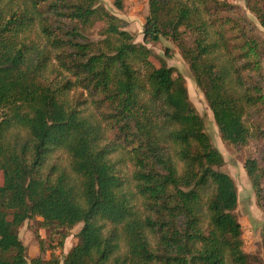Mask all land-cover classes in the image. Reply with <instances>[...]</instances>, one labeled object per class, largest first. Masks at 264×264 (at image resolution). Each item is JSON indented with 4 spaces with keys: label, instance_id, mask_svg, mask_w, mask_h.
Wrapping results in <instances>:
<instances>
[{
    "label": "trees",
    "instance_id": "trees-1",
    "mask_svg": "<svg viewBox=\"0 0 264 264\" xmlns=\"http://www.w3.org/2000/svg\"><path fill=\"white\" fill-rule=\"evenodd\" d=\"M248 9L264 28V0ZM148 12L137 44L99 0H0V264H29L18 229L36 218L60 247L82 227L32 264H249L223 157L147 45L177 46L222 142L244 147L264 135V39L229 0ZM244 169L259 195L264 156Z\"/></svg>",
    "mask_w": 264,
    "mask_h": 264
},
{
    "label": "rangeland",
    "instance_id": "rangeland-1",
    "mask_svg": "<svg viewBox=\"0 0 264 264\" xmlns=\"http://www.w3.org/2000/svg\"><path fill=\"white\" fill-rule=\"evenodd\" d=\"M229 1L244 13L256 27L260 37L264 39V28L248 9V0ZM99 3L106 11L121 20L123 29L132 35L135 43L143 44V29L149 14L148 0H122L121 9L116 8L112 0H99ZM102 28V24L95 25L90 31L89 39L93 42L100 41ZM147 47L153 53L152 62L155 65L159 66L163 61L173 69L175 78L179 77L185 81L189 100L203 120L204 132L209 137L212 146L223 157L224 164L220 171L229 175L236 186L238 205L235 216L242 228L243 251L250 258L249 264H264V246L261 237L264 231V184H262V191L258 195L244 169L247 159H255L260 162L264 156V135L260 140H250L244 147L223 143L203 93L195 84L189 66L182 58L177 46L169 39L160 38L156 44H148ZM261 68L264 74V64L261 65ZM250 127L252 126L250 125ZM261 130L264 132V125L261 126ZM64 165L66 166L65 163ZM126 172L127 170L124 171V173ZM1 183L2 174L0 173ZM41 222L42 220L38 218L26 221L18 229L19 239L25 247L28 263L32 264L33 260L38 258L41 262H47L52 256L60 261L63 260L77 244L76 235L82 225L75 227L64 241L63 246L60 247L59 236L43 228ZM41 246L43 254L40 251Z\"/></svg>",
    "mask_w": 264,
    "mask_h": 264
}]
</instances>
